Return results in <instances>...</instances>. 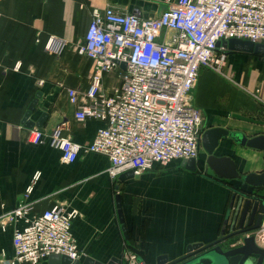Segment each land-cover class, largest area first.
<instances>
[{
	"label": "crops",
	"instance_id": "obj_1",
	"mask_svg": "<svg viewBox=\"0 0 264 264\" xmlns=\"http://www.w3.org/2000/svg\"><path fill=\"white\" fill-rule=\"evenodd\" d=\"M108 7L123 13L138 9L146 20L165 9L163 0H0V216L21 203L29 205L34 215L65 204L79 213L72 231L81 260L91 257L107 264L113 258L123 260L127 251L135 249L145 264H156L161 256L173 262L193 244L206 246L219 240L227 220L226 234L231 232L233 204L244 199L243 194L262 191L239 181L219 182L201 162L196 172L186 170L181 162L155 164L136 179L122 181L111 179L109 160L99 154L82 152L73 164L61 161L60 151L50 141L56 128L86 148L103 127L98 121L76 120L77 107L70 103L68 90L85 93L90 86L94 63L76 48L84 41L93 10ZM51 38L67 46L49 52L46 44ZM161 40L168 42L169 36ZM224 74L201 69L192 92L193 105L204 113L205 130L264 136V61L229 53ZM118 84L117 71L103 76L105 92ZM38 93L42 96L31 120L37 122L45 112L48 117L40 127L45 140L34 145L22 121ZM218 155L232 156L243 174L264 172V152L229 139ZM37 173L40 178L27 196ZM117 195L128 240L118 218ZM22 226L11 224L0 230V264L13 259L14 230ZM240 241H232L231 246ZM48 259L41 264H49Z\"/></svg>",
	"mask_w": 264,
	"mask_h": 264
},
{
	"label": "built area",
	"instance_id": "obj_2",
	"mask_svg": "<svg viewBox=\"0 0 264 264\" xmlns=\"http://www.w3.org/2000/svg\"><path fill=\"white\" fill-rule=\"evenodd\" d=\"M163 3V12L151 20L143 19L138 9L131 13L112 7L93 10L84 41L76 48L80 56L94 63L90 86L85 93L69 89L68 97L77 107L78 122L98 121L103 127L86 148L56 128L50 141L64 164L75 163L82 152L99 154L109 160L107 173L117 180L128 172L141 176L155 164L199 159L205 119L202 110L193 105L192 92L200 71L204 68L225 77L229 53L218 47L220 42L239 39L264 44V0ZM164 35L169 36L168 42L161 40ZM66 46L67 42L51 38L46 50L58 53ZM114 71L119 84L105 92L103 76ZM44 140L40 128L29 129L31 144ZM39 178L35 174L27 196ZM244 199L232 206V231L238 228L242 209L238 213L237 208L244 206ZM78 216V211L65 204L34 215L29 205L21 203L2 214L0 230L23 224L14 230V257L4 264H41L52 255L79 260L81 252L72 231ZM253 234L256 243L264 246V219ZM123 262L145 264L133 250L124 254Z\"/></svg>",
	"mask_w": 264,
	"mask_h": 264
},
{
	"label": "water",
	"instance_id": "obj_3",
	"mask_svg": "<svg viewBox=\"0 0 264 264\" xmlns=\"http://www.w3.org/2000/svg\"><path fill=\"white\" fill-rule=\"evenodd\" d=\"M225 48L228 53H240L254 55L264 61V44L253 43L246 40L231 39L218 43V47ZM125 67V65H123ZM42 94L38 93L34 101L30 104L22 124L29 129L34 127L40 128L47 119L46 112L42 114L37 122L31 120L32 115L36 112L39 100ZM230 140L233 144L240 147L264 152V136L248 138L238 132H229L222 128H211L205 130L202 137V147L206 153L204 170L213 173L219 179L225 181H239L245 186L253 189L264 188V172L248 173L239 172L234 158L230 155H218V150L223 142ZM181 166L188 171L196 172L200 168V161L191 159L183 161ZM136 179L132 172L120 176L122 181ZM246 202L238 205V213L242 209V215L238 228L227 233L228 220L223 228L222 237L216 242L203 245L193 244L187 248L186 255L178 260L169 262L166 256L157 259L156 264H264V246L256 243L254 232L261 228L264 219V197L254 195H243ZM116 206L118 218L121 224L122 232L126 240L129 238L128 229L122 210L121 197L116 196ZM240 239L241 243L229 246L228 249L222 247L225 243H230ZM49 264H103L91 257L84 260H72L64 255H52L48 259ZM18 264V263H15ZM107 264H124L123 260L113 258Z\"/></svg>",
	"mask_w": 264,
	"mask_h": 264
},
{
	"label": "trees",
	"instance_id": "obj_4",
	"mask_svg": "<svg viewBox=\"0 0 264 264\" xmlns=\"http://www.w3.org/2000/svg\"><path fill=\"white\" fill-rule=\"evenodd\" d=\"M214 179L215 180H217V181H219V182H224V183H228L227 181H225V180H222V179H219V178H216V177H214ZM253 191H262V195H256V194H254V193H246V195H254V196H258V197H264V188H261V189H253V188H251ZM237 191V190H236ZM243 193H245V192H243ZM243 195H245V194H243ZM133 250V249H132ZM134 252H136L139 256H140V253L137 251V250H133Z\"/></svg>",
	"mask_w": 264,
	"mask_h": 264
},
{
	"label": "rangeland",
	"instance_id": "obj_5",
	"mask_svg": "<svg viewBox=\"0 0 264 264\" xmlns=\"http://www.w3.org/2000/svg\"><path fill=\"white\" fill-rule=\"evenodd\" d=\"M205 160H206V153H205V151H204V149L202 147L200 155H199V161L203 164V163H205ZM254 194L257 195V193H254ZM260 195H262V193Z\"/></svg>",
	"mask_w": 264,
	"mask_h": 264
},
{
	"label": "flooded vegetation",
	"instance_id": "obj_6",
	"mask_svg": "<svg viewBox=\"0 0 264 264\" xmlns=\"http://www.w3.org/2000/svg\"><path fill=\"white\" fill-rule=\"evenodd\" d=\"M232 242H230L229 244L228 243H225L222 245L223 248L225 249H228L229 246H231Z\"/></svg>",
	"mask_w": 264,
	"mask_h": 264
}]
</instances>
